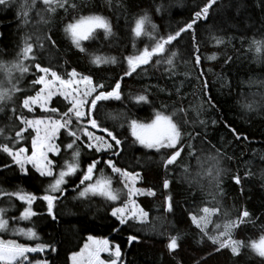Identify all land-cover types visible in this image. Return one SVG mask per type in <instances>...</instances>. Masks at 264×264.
Returning a JSON list of instances; mask_svg holds the SVG:
<instances>
[{
	"label": "trees",
	"instance_id": "16d2710c",
	"mask_svg": "<svg viewBox=\"0 0 264 264\" xmlns=\"http://www.w3.org/2000/svg\"><path fill=\"white\" fill-rule=\"evenodd\" d=\"M61 2L64 0H52L45 5L43 0H35L34 4L33 0H12L8 5H0V63L14 67L21 59L20 50L26 36L31 37V56L34 57L23 61L27 72L21 73L14 67L15 86L20 91L14 92L13 101L5 104L0 126L7 125L10 128L7 137H12L24 127L16 116L58 119V114L45 112L38 106L31 112L23 109L22 100L42 87L32 84L41 75L35 64L51 68L65 79L75 69L78 74L91 76L94 84H103L105 91L119 80L121 99L98 102L93 116L100 128L87 126L89 131L110 143L101 129L108 128L117 135L121 140L119 155L87 149L88 138L81 134L74 118L70 128L80 139L73 149H66L72 138L61 128L56 139L58 154L50 156L54 161V175L65 161L72 162V152L76 148L80 153L79 168L66 177L63 195L56 193L53 219L47 212V202L40 199L51 178L40 177L28 164L27 174L21 173L11 158L0 151V166L9 165L0 167V192L5 193L0 195V208L5 209L4 205L9 208L4 213L8 227L0 230V241H14L30 247L52 245L55 252L45 249L29 256L30 261L46 259L49 264H71V254L79 252L89 236L106 238L112 245H118L120 264H264V257L250 247H242L238 255H233L229 248L216 251L218 245L204 235V232L216 235L223 231L225 222L237 220L246 210L250 216L233 230L232 238L247 245L264 236V0H215L207 17L198 20L193 30L182 33L171 45H166L162 56H154L149 64L142 65L130 76H124L126 57L137 55L160 37L177 31L207 0H66L64 7H60ZM89 14L105 17L112 31L106 37L103 29H96L94 38L82 41L85 51L81 52L72 44L64 28L74 19ZM145 14L148 21L142 35L137 37L131 29L135 20ZM25 19L27 24L23 23ZM37 37L42 47H37ZM254 40L262 42L260 53L255 51ZM172 52L176 56L169 66L164 61ZM196 55L200 56L199 65L194 63ZM94 56L114 57L116 63L93 64ZM213 56L215 58L210 59ZM157 59L161 63L157 64ZM140 94L147 96V102L134 99ZM50 103V108H57L59 113L70 106L59 94ZM156 112L172 118L177 116L176 123L182 133L177 145L181 155L167 168L163 160L172 150L157 151L135 142L128 124L130 120L150 122ZM81 124H86V120ZM33 135L35 131L27 128L24 139L17 145L3 137L0 144L22 146L30 152ZM199 154L216 156L219 163L224 164L225 170L217 182L204 180L203 172L204 175L198 174V177L188 173ZM107 159H112L118 168L140 173L135 187L155 193L134 197L148 213L144 223L121 225L117 217L111 215L112 208L121 206L126 198L124 195L120 201H109L90 192L79 195L89 183L81 184L80 179L92 160L100 163L91 183L97 178H110L113 189L122 188L121 178L104 164ZM237 176L239 184L234 180ZM165 179L169 181L168 189L163 188ZM17 191L37 197L31 205L36 215L20 219L28 205L7 195ZM168 196L171 197V210L165 200ZM204 207L219 211L208 214L209 222L202 232L192 223L189 214L204 216L200 211ZM19 229H32L36 237L24 235ZM177 234L181 236L179 247L169 251V239ZM129 236H137L138 240L129 242Z\"/></svg>",
	"mask_w": 264,
	"mask_h": 264
},
{
	"label": "snow or ice",
	"instance_id": "6c2138e0",
	"mask_svg": "<svg viewBox=\"0 0 264 264\" xmlns=\"http://www.w3.org/2000/svg\"><path fill=\"white\" fill-rule=\"evenodd\" d=\"M12 0H0V5H8ZM66 2V0H64ZM64 2L59 3L60 7H64ZM35 0H33V4ZM52 0H43V4L49 5ZM215 3V0H207V3L200 8L199 11H195L192 14V19L180 27L177 31L166 37H160L155 43L149 48L145 47L143 50L135 56L126 57L127 70L124 72V76H130L142 65H147L152 60L154 56H162L165 53L166 45H171L173 41H176L178 37H181L182 33L189 30H193V26L198 20L206 18L209 12V8ZM73 8L75 5H71ZM159 10V9H157ZM49 11H55L53 8H49ZM25 17L27 13H24ZM148 21V16L142 15L135 20L134 27L131 29L133 34L137 37L141 36L144 32L145 22ZM27 19L23 23L27 24ZM155 28V25H152ZM96 29H103L104 34L107 37L111 34V25L108 20L99 14H89L87 16H80L78 19H74L65 25L64 31L69 35L72 44L78 48L81 52L85 49L82 47V41H87L94 38V33ZM45 39L51 40L50 37H45ZM194 39V36H193ZM31 37H25L24 46L20 50L21 59L14 65L18 68L21 73L27 72L28 69L24 65V60L34 57L31 56L33 52V43L30 42ZM219 43V41H217ZM54 46V41L51 42ZM255 45V51L257 53L261 52V41H253ZM40 43V38L37 37V47H42ZM176 56L175 52H172L170 56L164 61L169 66L173 64V57ZM215 57H210L214 59ZM93 64L101 63H116V59L113 58H101L99 56H94L91 61ZM157 64L161 63L160 59H157ZM194 63L199 65L200 56L196 55ZM35 68L41 73L38 79L32 81L33 85H42L34 95H27L22 100L21 107L27 109L29 112L33 111L34 106L39 105V107L45 112H50L53 114H58V119H53L51 116H42L40 118L27 119L23 116H16V119L24 127H20L18 131H15L14 136L4 137L5 139H11L13 145H17L20 140L24 139L23 133L27 128H31L35 131V135L31 136V154L27 155V149L25 147H10L7 143L0 144V151L7 154L12 160V162L18 166L19 170L23 174H27L28 169L27 164H31L35 171L40 177L51 178V182L45 190V194L40 197L43 201L47 202V212L49 215L53 213L54 202L58 199L56 193L63 195L64 188L63 185L66 184V177H70L75 174L79 168V149L76 148L72 152V162L65 161L64 165L61 167L58 173L54 175V161L49 160L47 154L49 152L57 153L59 151L58 146H55L53 140L56 134L61 128L66 129L69 137L72 138L71 142L67 144L66 149H73L77 140L80 136L77 135L76 131L71 130L70 125L72 124L73 118L77 122V126L82 135L88 138V142L85 145L87 149H94L95 152L101 153L102 150L105 152L111 151L112 156L119 155V149L121 145V140L117 138L112 131L108 128H102L101 131L106 133L107 137L110 138L111 143L105 140L102 136H96L92 131L88 130V125L92 129L100 128V125L96 118L93 116V112L98 107V102L108 101L110 99L120 100V82L119 80L115 82V85L111 87L110 90L105 91L103 84H94L91 76H86L78 74L75 69L67 74L68 78H64L59 75L56 71L51 68L42 67L39 63L34 65ZM2 67V66H0ZM201 76L203 73L201 72ZM51 78L48 79L47 77ZM77 77H79L77 79ZM123 78V77H122ZM81 85L83 88L81 89ZM204 87H207V82H204ZM15 85H12L10 90L0 88V101L10 100L12 93L18 92ZM62 96L64 100L68 101L70 106H67V110L63 113H59L57 108H46V105L51 100L53 96ZM137 102H147V96L140 94L134 97ZM209 104L211 103V98L208 97ZM250 107V106H249ZM2 111V108H0ZM15 110L13 109V112ZM182 111V110H181ZM86 120V124H81V121ZM203 124V121H201ZM213 123H215L213 121ZM131 134L135 138V142L143 145L149 149L161 150H172L171 154L163 160L165 168L169 165H173L177 158L181 155V149L177 147L178 142L181 139L180 127L172 119L171 115H164L161 112L155 113V118L151 123H140L137 120L128 121ZM122 126V125H121ZM235 132V130H232ZM4 130L0 128V135H3ZM43 133V134H42ZM191 148V145H189ZM219 155V153H217ZM209 160L213 162V167L208 170V174L212 175L213 170L215 171V178L220 175V169L218 167L219 160L216 156L209 157ZM100 163L99 160H92L91 163L87 165L86 170H84L83 175L80 179V183L84 184L89 181L87 187L79 192L80 196H84L86 193H92L93 195H99L105 197L109 201H120L121 196L124 195L126 198L121 202V206L112 208L111 215L117 217L119 224L124 225L129 222L144 223L147 220L148 213L145 212L135 201L134 196L137 195H154L155 193L151 189H141L136 188L135 183L140 179V173L129 172L126 169H121L115 166L112 159H107L104 164L108 166L111 171L121 178L122 188L113 189L111 187V179H100L97 178L95 183H91L93 180L94 170L97 164ZM3 168L9 167V165L0 166ZM102 171V170H101ZM237 184L240 183L239 177H234ZM169 181L165 179L163 181V188L168 189ZM0 195H5V193L0 192ZM7 195L16 197L19 201L24 202L28 205L20 214V219H29L30 217L36 215L32 210L31 205L37 197L32 193H22L20 191L9 193ZM168 210H171V197L165 198ZM205 215L198 217L194 214H189L191 221L198 228L204 232V226L209 222L208 214L216 213L219 211L218 208L209 209L204 207L200 209ZM6 209L0 208V230H6L8 227V220L4 219V213ZM250 216L248 211H243L240 217L235 221H227L223 224V231H219L216 235H208L204 232V235L208 236V239L212 241L214 245H218L216 251L222 248H229L233 255H238L242 247H250L258 256L264 257V236H261L259 240H252L247 245L244 241L235 240L232 238V232L241 223L245 222V218ZM55 219V216L52 215ZM15 219V218H13ZM220 228V225H216ZM22 234L27 235L31 238L36 237V233L32 229H19ZM181 236L179 234L171 236L167 244L169 251H173L179 247V240ZM89 240H93L89 237ZM129 242L138 240L137 236H129ZM45 249H50L55 252L56 249L52 245L48 244H37L35 247H30L28 245L16 244L14 241H0V264H49V262L44 260L30 261L28 258L29 253L43 252ZM101 253H110L114 258L105 262L100 258ZM121 257L120 247L118 245L114 246V249L110 251L109 241L107 239L93 241V245L90 246L85 244L84 248L80 252H74L71 254L72 264H117V261Z\"/></svg>",
	"mask_w": 264,
	"mask_h": 264
},
{
	"label": "rangeland",
	"instance_id": "374dc122",
	"mask_svg": "<svg viewBox=\"0 0 264 264\" xmlns=\"http://www.w3.org/2000/svg\"><path fill=\"white\" fill-rule=\"evenodd\" d=\"M0 66H2V67H0V88H4V89H8V90H10L11 88H12V85H15V78H14V67H5V66H3L1 63H0ZM48 79H50L51 77L50 76H48L47 77ZM79 77H77V79H78ZM43 87V86H42ZM83 88V85H81V89ZM54 97V96H53ZM52 97V98H53ZM51 98V99H52ZM11 101H13V93H12V97H11V99L10 100H5V101H0V108H2V111H0V114H2L3 113V108L6 106L5 104L6 103H8V102H11ZM51 101V100H50ZM50 101L48 102V104L46 105V108H50ZM68 102V101H67ZM36 106H38L39 107V105H36ZM36 106H34V107H36ZM176 117L177 116H174L172 119H173V121L176 123ZM144 123H151V121L150 122H144ZM0 128H2L3 130H4V132H3V135H0V138H4V137H7L8 136V129H10L7 125L5 126H0ZM43 134V133H42ZM57 135H58V133L56 134V136H55V138H54V140H53V143H54V145L55 146H57L56 144H57V141H56V139H57ZM94 135H96V136H98V134H94ZM26 154L27 155H30L31 154V149H30V152H26ZM51 154H54V155H57L58 154V152L57 153H53V152H49L48 154H47V156H48V159L50 160L51 158H50V156H51ZM209 157H211L209 154L208 155H206V156H204V155H202V154H199V155H197L196 156V161L194 162V167L188 172V173H190L191 174V177H198V174H203V173H205V175L203 176V178H206V179H204V180H206V181H210V182H212V183H215V182H217L218 181V179L222 176V173L224 172V170H225V168H224V164L223 163H219L218 164V167H219V169L221 170L220 171V175H219V177L218 178H215L214 179V176H215V171L213 170V172H212V175H209L208 174V170L210 169V168H212L213 167V162L212 161H210L209 160ZM28 165H31V164H28ZM32 166V165H31ZM199 172V173H198ZM203 172V173H202ZM208 179V180H207ZM137 188V187H136ZM135 197V196H134ZM136 201V200H135ZM136 203H137V201H136ZM138 204V203H137ZM5 206V209H9L8 207H7V205H4ZM89 237H92L93 238V240H89ZM88 237V239H87V242H86V244H88V245H90V246H92L93 245V241L95 240V241H99V240H104V239H106V238H95V237H93V236H89ZM108 241H109V239H107ZM85 246V245H84ZM84 246H83V248H84ZM114 246H116V245H112L110 242H109V248H110V251L112 250V249H114ZM80 252V251H79ZM28 255V258H29V256L30 255H36V253H29V254H27ZM104 256H107V258L108 259H105V257ZM100 258L102 259V260H104L105 262H107V261H109L110 259H112V258H114V257H112L111 255H110V253H101L100 254ZM71 264H72V262H71ZM117 264H120V259L117 261Z\"/></svg>",
	"mask_w": 264,
	"mask_h": 264
}]
</instances>
